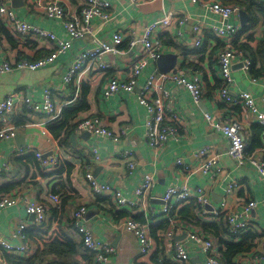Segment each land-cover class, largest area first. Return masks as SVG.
<instances>
[{"label": "crops", "instance_id": "0c3cea01", "mask_svg": "<svg viewBox=\"0 0 264 264\" xmlns=\"http://www.w3.org/2000/svg\"><path fill=\"white\" fill-rule=\"evenodd\" d=\"M63 1L67 3L71 16L78 17L80 15L81 0ZM108 1L111 5L109 9L110 22L103 24L99 19L93 20V35L71 40L73 43L72 49L59 54L53 63L37 70H14L0 74V102L11 94L31 97L42 102L46 89L51 88L54 90L55 104L62 109V117L64 109L72 107L76 101H73L72 105H64L66 102L73 100L74 97L73 86H66L64 78L69 67L75 64L79 54L85 50L94 49L98 41L111 42L117 33L126 34L120 47L123 54H110L104 59L109 63V69L102 72L99 70L98 65L94 64L87 74L81 88V94L85 92L89 108L80 112L75 121L99 117L115 133H118L121 127L127 125L129 127L127 135L116 143L102 136L89 134L84 137L83 134L75 133L71 138L75 137L76 142H71L70 138V145H63L49 131V126L59 120L49 121V116L45 114L34 113L25 106L17 107L9 118L10 123L16 129L17 135L13 139L0 141V168H5L0 177V188L5 185H14L15 189L9 193H1L0 197L22 194L30 202L44 204L48 209V213L46 226L43 230L49 231L48 235L50 236L53 232L50 225H59L75 239L78 238V235L69 226L70 223H73L74 211L80 205H85L88 213H91L88 216L86 225L98 239L111 243L115 248L116 253L113 257L115 264H152L150 259L158 251V248H162L164 256L171 259L172 251L169 249L168 240L164 234L159 232L161 238H163L162 246L154 240V252L151 255H140L138 241L133 233L126 230L124 221L128 217L136 215L143 216L145 220L144 214L140 210L129 206L119 205L112 196L94 195L87 181L88 173L92 172L100 182L109 183L119 190L124 198L129 200L137 198L136 190L141 179L147 174H154L156 185L151 191L148 205L155 208L156 211H160L163 206L164 193L172 183L174 172L178 171L176 160L179 156L188 157V162L196 165L197 161L191 158L195 150L210 146L214 151L224 153L229 147L228 140L220 132L207 126L204 119L205 112H210L217 117L230 116L237 118L241 122L243 135L249 145V152L256 153L257 157L264 158V138L261 134L260 140L255 143L257 128L260 126L254 121L251 114L246 113L240 106L227 108L214 99L219 94V88L222 84L217 63L218 54L226 47L227 38L212 35L210 28L216 22V17L205 6L213 1L221 3L228 1L231 3V0H138L133 5L131 0ZM252 2L254 5L262 7V10H257H260L257 14L258 26L251 31L253 33L252 40L249 41L246 35L241 36L240 39L245 44L256 47L264 42V0H252ZM10 4L9 13H13L17 18L53 31L59 39L70 40L60 20L48 18L36 9L30 11L25 0H17L15 3L17 6H14V0L12 3H7V5ZM231 4L229 6H239V4L238 6ZM239 7L240 10L229 19L233 25H241L239 15L241 11L249 15L250 22L251 15L246 10L245 5ZM168 13H173L179 17H187L189 21L173 25L169 32L161 38L160 55H176L178 62L175 69L178 67H195L198 69L203 76L204 98L203 102L197 105L185 88L171 82L166 84L165 88L174 96L176 108L180 114L178 135L176 138L169 140L160 154L155 155L150 150L146 137L148 113L138 103L137 97L147 77L150 74L161 73L157 62L143 70L137 79L134 93L121 92L105 98L104 90L110 79L120 78L121 81H125L128 78L127 70L130 62L136 58L139 52V47L130 48V42L140 38L148 25L164 18ZM0 20L14 40V43H11L6 37L0 35V63H15L24 55L31 59H40V57H45L52 51L54 47L52 42L37 41L33 37L19 38L11 28L8 16H2ZM195 27L199 28L198 32L195 31ZM216 37L222 42V47L214 40ZM163 38L166 40L165 44L162 42ZM198 38H201L202 41L200 47L196 46ZM206 43L207 45H205ZM205 46L206 50H204ZM217 47L220 48L216 50ZM215 50L216 52L213 55ZM210 57L215 60L214 64H211ZM251 76H247L239 70L238 66H235L232 73V94L247 91L258 99L264 86V77L257 78L252 75V72ZM251 79L256 80V83H252ZM257 102L260 109L264 111L260 101ZM94 147L98 148L97 157L92 151ZM126 150L134 151L137 157V169L130 177L125 176L126 166L119 156V153ZM36 152L44 153L45 157L56 156L58 163L65 161L75 165L70 180L77 197L70 198L64 205V216L61 221L58 218L51 220L50 214V207L58 203V201L55 202L52 199L53 190L64 192L61 187L60 176L56 175L59 164L57 163L56 166L52 167L49 161L47 163L41 162L37 158ZM65 155L73 156V158L68 160ZM23 158L25 159L22 161ZM29 158H35L36 162L40 163L39 166L27 163ZM53 168H55L54 171ZM182 176L185 177V174H182ZM232 180L238 181L240 186L232 196L225 197L227 185ZM188 183L192 187L203 188L208 200L206 205L208 211L219 207L226 198L228 199V206L235 209H240L249 200H259L261 202L259 207L251 213V219L253 220L251 230L260 236L254 249L256 251L262 249L264 244V177L248 167L237 168L236 163L231 158L223 155L219 157L217 164L212 167L211 171L205 174L194 173L189 177ZM99 198L108 199V201L98 203ZM192 204L195 208L192 215L189 208L184 207L183 214H186V216L183 221L177 223L180 235L176 240H180L184 245L187 261L178 262L173 260L176 264H203L204 255L201 248L197 243L189 241L188 235L203 233L198 226L199 221L219 222L209 215L202 214L198 204L194 202ZM160 216L148 214L149 224L158 227L162 218ZM31 222H33V218L28 216L24 206H12L0 211V239L7 238L8 243L14 247L27 245L30 248L29 252H23V254L16 251L7 252L0 248L2 255L0 264H7L5 254L30 257L37 251L38 247L33 242L22 236L20 238L13 236L20 231L21 225L24 223L30 224ZM32 228L33 225H30L27 230ZM212 238L215 242L213 235ZM77 259L79 260V256H77ZM240 259H238V262ZM49 262L50 259L43 264ZM80 264L86 263L81 260Z\"/></svg>", "mask_w": 264, "mask_h": 264}, {"label": "built area", "instance_id": "2783aa9c", "mask_svg": "<svg viewBox=\"0 0 264 264\" xmlns=\"http://www.w3.org/2000/svg\"><path fill=\"white\" fill-rule=\"evenodd\" d=\"M138 0H131L133 5ZM13 0H0V18L8 16L11 28L19 38H31L35 40L49 41L54 44L52 51L36 61H31L27 56H23L15 63L2 62L0 63V74L11 72L14 70H37L50 63H53L59 54L65 53L72 49V41L82 39L88 35H93V20L99 19L103 24L110 22L111 17L109 9L111 7L108 0H81L79 6L80 15L78 17L71 16L68 11V5L63 0H25L28 4V9L38 10L44 16L60 20L66 30L70 40L57 38L55 33L50 30L43 29L37 25H32L25 20L17 18L13 13H9L10 5ZM205 8L212 13L216 18V22L211 25L212 35L227 38L226 47L218 54L217 63L219 73L221 75L222 84L219 94L214 97L215 101L228 107L240 106L246 113H249L254 118V121L263 127L264 138V111L259 107L260 104L264 107V86L262 92L257 99L252 93L240 91L235 95L231 92L233 85L232 73L234 67L238 66L239 70L243 71L247 76H251L253 61L252 58L243 51L233 47L232 40L241 31V25H233L230 23V17L237 13L240 9L235 6L225 5L218 1L208 3ZM189 21L187 17H179L173 13H168L164 18L151 23L145 28L144 33L137 40H132L129 44L130 48L139 47V52L136 58L130 62L127 70L128 78L121 81L120 78L110 79L108 86L104 90V97L109 98L121 92L134 93L137 86V79L142 74L143 70L149 65L157 62L160 55L161 38L164 37L173 25L183 24ZM195 31H199L195 27ZM126 34L117 33L112 38L111 42L98 41L97 45L92 50H85L79 54L73 66H70L64 78L66 86H73V100L66 102L64 105H75L81 96V88L85 82V78L94 64H97L99 70L106 72L109 69V63L104 59L110 54H123L120 50ZM72 40V41H71ZM234 41V40H233ZM202 44L201 38H198L196 46ZM241 64V66H239ZM256 80L251 79L252 83ZM174 83L177 86L185 88L191 95L193 102L197 105L203 102V76L201 72L193 67L185 68L178 67L169 73L150 74L138 95V103L147 110L148 119L146 121V137L150 150L155 154H160L170 139L176 138L178 135V127L180 122V114L176 108L175 98L172 93L165 88L167 83ZM54 90L47 88L42 102H39L31 97L11 94L5 100L0 102V141L13 139L16 137V129L10 123V115L17 107L25 106L28 110L45 114L49 116V121H57L61 118L62 109L54 102ZM63 105V106H64ZM69 108V107H68ZM204 119L208 127L220 132L229 142V147L226 152L218 153L210 146H204L195 150L191 158L196 160V165L188 162L186 156H179L176 160L177 172L173 174L172 183L167 187L162 198L163 206L160 211H156L148 205L151 198V191L156 185L154 174L145 175L136 190L137 198L129 200L122 196L121 192L111 186L109 183L100 182L94 177L92 172L87 175V181L94 195H109L117 200V203L122 206H129L133 209L140 210L145 216V222L138 221L134 218H128L124 221V226L127 231L134 234L138 241V252L140 255H151L154 252V239L150 232V221L147 219L148 214L161 215L162 219H168L171 223L168 231L164 234L168 240L169 249L172 251L171 259L178 262L187 261V253L184 245L180 240H176L180 233L178 230L179 220H173L172 209L179 208L193 201L198 204L202 210V214L209 215L215 220L224 219L227 224L228 231L231 235L239 237L251 230L253 220L251 213L260 205L259 200H249L242 205L240 209H235L228 206L226 198L219 207L212 211L206 209L208 200L205 196L203 188L192 187L188 183V179L194 173H207L212 170V167L217 164L220 156L231 158L237 168H245L259 173L264 177V158L257 157L256 153H250L248 143L242 132L241 122L237 118L230 116L217 117L210 112L204 113ZM129 127L126 125L121 127L118 133L113 132L108 128L106 122L99 117L84 119L80 121L76 130L79 134L89 133L95 136L106 137L113 142H120L127 135ZM95 157L98 154V148H93ZM37 158L43 162L56 166L58 158L53 155L46 156L42 152H36ZM120 158L126 166L125 176L130 177L137 169V157L134 151L126 150L119 153ZM65 158L70 160L73 156L65 155ZM5 168H0V177ZM53 171L55 168L52 169ZM185 174V177L182 176ZM240 184L236 180H232L227 185L225 197L232 196L239 188ZM53 201L57 202L58 197L53 196ZM12 206H24L28 216L33 218L30 224L24 223L21 229L13 236L15 238H24L23 232L30 225L34 229H44L47 220V207L40 202H30L24 195L3 196L0 198V211ZM74 228L82 237L85 248L95 255L96 264H115L113 257L115 256V248L109 242H103L98 239L93 231L86 225L88 220V209L85 205H80L73 214ZM179 233V234H178ZM188 240L197 243L204 255L203 264H222L219 260V251L216 243L211 235L204 233H192L188 235ZM0 248L7 252L16 251L19 254L29 252L30 248L27 245L14 247L8 243L7 238L0 239ZM2 255L0 252V261ZM239 264H264V244L260 251L253 254L245 255L239 261Z\"/></svg>", "mask_w": 264, "mask_h": 264}, {"label": "trees", "instance_id": "16d2710c", "mask_svg": "<svg viewBox=\"0 0 264 264\" xmlns=\"http://www.w3.org/2000/svg\"><path fill=\"white\" fill-rule=\"evenodd\" d=\"M231 3L237 6L238 4L239 6L245 5L246 10L251 15L249 24L246 27L242 28L240 33L234 39L233 47L237 48V50L245 52L252 58V75L257 78H263L264 42L258 44L256 47H252L248 44H245V42L240 39V37L243 35H246L249 41L253 39V33H251V31L258 26L257 14L260 10H257L261 9L262 7H260V5H254L252 0H231ZM231 3L225 1V3L223 4L229 5ZM0 35L6 37V39L11 43H14L13 36L5 28L1 20ZM214 40L220 45V47H222V42L219 40V38L216 37ZM162 42H164L165 44L166 40H164L163 38ZM205 45H207V43ZM220 47H217L216 50H218V48ZM204 50H206V46ZM216 50L213 52V55L215 54ZM28 59H30L31 61H36L39 58L31 59L28 57ZM210 60H212L211 64L215 63V60H213L212 57H210ZM88 108L89 103L86 100V94L85 92H82L81 97L77 100V103L72 107L64 109L61 119L55 124L50 125L49 131L57 140L60 141L61 144L70 145V138L75 133H77L76 130L80 123V121H75V119L80 112L86 111ZM262 132V126L257 128V136L255 138V143L260 140ZM24 159L25 158H23L22 161ZM27 163H31L36 166H39L40 164L36 162L35 158L27 159ZM58 164L59 170L56 175L60 176L61 187L64 192L58 191L56 189L53 190V196L58 197V203L50 207V214L51 220H55L58 218L59 221H61L64 216V205L69 201L70 198H76L77 193L73 190L70 180L75 165L65 161H60ZM14 189V185H5L0 188V194L4 192L9 193ZM0 198H2V196ZM105 201H108V199H98V203H104ZM192 203L193 201L179 207L178 209L173 208L171 215L173 220H184L186 216V214H183L184 207H188L190 214L192 215V211H195V208ZM130 218L145 222L144 217L141 215H136L134 217L130 216ZM54 226L50 225V228H53V232L50 236L48 235L49 231H44L43 229L32 228L23 231L25 239L33 242L38 247L37 251H35V253L30 257H23L15 254H5L7 264H43L49 259L50 262L48 264H80L81 260H84L86 264H96L95 255L85 248L82 241V237L74 228L73 223H70L69 227L74 229V231L77 233V239L67 234L62 229V226ZM170 226L171 223L168 219L161 220L158 227L153 226V224L150 225L152 238L157 241L161 246L163 243V238H161L159 232L165 233L166 231H168ZM198 226L201 228L205 235H213L219 251V260L222 264H239L238 259L244 257L245 255L253 254L256 251V249L254 248L256 247V241L260 236L258 233L252 232V230H249L248 232L244 233L243 235H240L239 237H235L229 233L227 224L224 219H221L219 222L216 223H207L206 221H199ZM77 256H79V260L77 259ZM161 257L164 258L161 259ZM150 260L152 264H176L172 259L168 257L166 258L164 256L162 248H158V251L152 255Z\"/></svg>", "mask_w": 264, "mask_h": 264}, {"label": "water", "instance_id": "95a60500", "mask_svg": "<svg viewBox=\"0 0 264 264\" xmlns=\"http://www.w3.org/2000/svg\"><path fill=\"white\" fill-rule=\"evenodd\" d=\"M16 2H17V0H14V6H17V5H15ZM239 15H240L241 26L245 27L249 22V15L244 11H241ZM177 62H178V57L176 55L164 54L158 58L157 66H158V69L161 73H169V72H172L173 69H175ZM239 66H241V64ZM83 135L85 137L86 135H89V133H84ZM71 142H73V143L76 142L75 137L71 138ZM90 215H91V213L89 212L88 216H90Z\"/></svg>", "mask_w": 264, "mask_h": 264}, {"label": "rangeland", "instance_id": "374dc122", "mask_svg": "<svg viewBox=\"0 0 264 264\" xmlns=\"http://www.w3.org/2000/svg\"><path fill=\"white\" fill-rule=\"evenodd\" d=\"M93 193V192H92Z\"/></svg>", "mask_w": 264, "mask_h": 264}]
</instances>
